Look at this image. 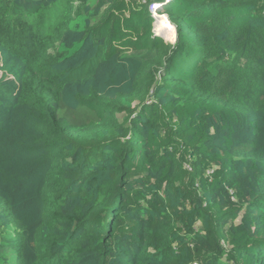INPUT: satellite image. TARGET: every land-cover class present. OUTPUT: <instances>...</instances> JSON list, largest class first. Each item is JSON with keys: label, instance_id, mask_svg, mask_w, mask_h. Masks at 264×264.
Returning a JSON list of instances; mask_svg holds the SVG:
<instances>
[{"label": "trees", "instance_id": "trees-1", "mask_svg": "<svg viewBox=\"0 0 264 264\" xmlns=\"http://www.w3.org/2000/svg\"><path fill=\"white\" fill-rule=\"evenodd\" d=\"M0 0V264H264V0Z\"/></svg>", "mask_w": 264, "mask_h": 264}, {"label": "rangeland", "instance_id": "rangeland-1", "mask_svg": "<svg viewBox=\"0 0 264 264\" xmlns=\"http://www.w3.org/2000/svg\"><path fill=\"white\" fill-rule=\"evenodd\" d=\"M154 17V23H153V27H155V33L157 35H160L162 37H164L166 40L170 41L172 39L173 33L171 28L169 27L168 24V20L164 15H160V14H155ZM162 23H166L168 26L166 29H164V31H160V26Z\"/></svg>", "mask_w": 264, "mask_h": 264}, {"label": "clouds", "instance_id": "clouds-1", "mask_svg": "<svg viewBox=\"0 0 264 264\" xmlns=\"http://www.w3.org/2000/svg\"><path fill=\"white\" fill-rule=\"evenodd\" d=\"M167 2H168V0H154V2L151 5V7L154 8V9H159V8H162L164 6V4H166ZM163 15L165 17H167L166 13H164ZM168 24H169V27L172 30L173 36H172V39L170 41L166 40L165 43L174 44L175 43V25L171 21H168Z\"/></svg>", "mask_w": 264, "mask_h": 264}, {"label": "built area", "instance_id": "built-area-1", "mask_svg": "<svg viewBox=\"0 0 264 264\" xmlns=\"http://www.w3.org/2000/svg\"><path fill=\"white\" fill-rule=\"evenodd\" d=\"M172 1L173 0H168V2L166 4H168V3L172 2ZM159 10H160V8L159 9H154V8L151 7V13H152V15L155 16V14H157Z\"/></svg>", "mask_w": 264, "mask_h": 264}, {"label": "bare ground", "instance_id": "bare-ground-1", "mask_svg": "<svg viewBox=\"0 0 264 264\" xmlns=\"http://www.w3.org/2000/svg\"><path fill=\"white\" fill-rule=\"evenodd\" d=\"M167 26H168V25H167L166 23H162L161 26H160V28H159L160 31H164V29H166Z\"/></svg>", "mask_w": 264, "mask_h": 264}]
</instances>
